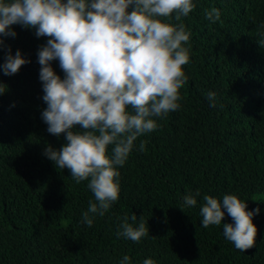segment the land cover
<instances>
[{"label":"trees","instance_id":"trees-1","mask_svg":"<svg viewBox=\"0 0 264 264\" xmlns=\"http://www.w3.org/2000/svg\"><path fill=\"white\" fill-rule=\"evenodd\" d=\"M193 3L187 17L165 21L190 33L180 107L154 117L159 127L134 142L118 168L119 199L91 227L82 219L95 202L88 181L77 184L44 155L47 146L59 150L66 143L64 133L47 131L41 116L47 105L37 53L49 38L19 24L10 26L15 37L0 35V65L8 48L29 61L11 76L0 70V264H120L125 255L131 264L149 258L155 264H264V46L258 43L264 0ZM213 8L221 11L219 21L205 18ZM50 64L63 79L59 61ZM208 92L216 93V107L209 106ZM197 190V204L182 207L183 197ZM228 194L245 202L246 211L259 209L252 217L255 245L245 252L223 235V225L233 223L223 207L220 225H201L204 195L222 201ZM132 213L149 229L139 242L117 237Z\"/></svg>","mask_w":264,"mask_h":264},{"label":"clouds","instance_id":"clouds-1","mask_svg":"<svg viewBox=\"0 0 264 264\" xmlns=\"http://www.w3.org/2000/svg\"><path fill=\"white\" fill-rule=\"evenodd\" d=\"M194 7L193 0H0V35L15 37L10 26L19 24L49 38L37 53L47 105L41 116L47 131L57 137L64 133L66 143L59 150L47 146L44 155L56 167L67 168L77 184L88 181L95 197L82 214L88 227L119 199L118 168L134 142L159 127L154 117H166L180 107L179 90L188 79L182 66L190 59L184 45L190 33L182 23L165 21L179 22ZM220 16L216 8L205 13L212 22ZM260 37L258 43L264 46V32ZM53 60L59 61L63 79L54 72ZM26 63L20 50L12 55L8 48L0 70L11 76ZM4 91L0 87V94ZM206 98L216 107L215 92ZM145 143L141 141L140 151ZM199 195V190L185 195L182 207L195 206ZM203 200L202 227L220 225L223 207L233 221L223 225L225 238L241 252L254 247L257 228L252 217L258 208L246 211V203L230 194L222 201L209 195ZM135 222L134 213L125 216L117 237L139 242L148 236L145 223ZM120 264H131L130 257L125 255ZM143 264L155 262L149 258Z\"/></svg>","mask_w":264,"mask_h":264}]
</instances>
